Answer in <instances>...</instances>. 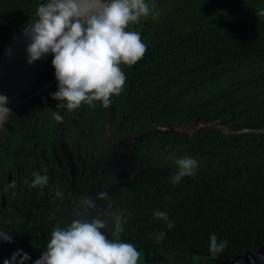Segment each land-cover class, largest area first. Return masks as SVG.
I'll return each instance as SVG.
<instances>
[{
	"label": "trees",
	"instance_id": "obj_1",
	"mask_svg": "<svg viewBox=\"0 0 264 264\" xmlns=\"http://www.w3.org/2000/svg\"><path fill=\"white\" fill-rule=\"evenodd\" d=\"M46 1L0 0V55ZM147 2L156 6L159 16L150 14L128 27L140 34L147 51L126 70L122 93L111 97V136L169 122L188 125L197 115L221 119L234 130L264 128V0ZM53 58L51 53L45 59L26 92L55 76ZM57 85L56 80L16 107L6 124L16 126L7 134L33 113L40 115L36 109L46 107ZM82 108L85 121L81 119L77 138L87 149L85 170L71 188L61 183L63 198L31 194L34 177L25 162L28 140L15 137L16 132L0 145V231L11 237L10 243L0 240V264L18 250L30 257L25 264H34L54 228H66L77 218L104 220L107 227L101 231L116 239L115 215L122 217L120 241L132 243L141 253L138 264H212L264 251V132H154L104 147L98 133L103 134L107 108L99 101ZM185 156L195 158L199 167L174 186L170 177L178 171L175 160ZM9 169L11 183L19 177L14 189L6 183ZM85 198L97 207H81ZM157 210L168 213L173 228L154 219ZM159 232L167 235L158 242L154 234ZM213 234L228 242L216 255L209 251Z\"/></svg>",
	"mask_w": 264,
	"mask_h": 264
},
{
	"label": "clouds",
	"instance_id": "obj_2",
	"mask_svg": "<svg viewBox=\"0 0 264 264\" xmlns=\"http://www.w3.org/2000/svg\"><path fill=\"white\" fill-rule=\"evenodd\" d=\"M150 14L154 19L159 16L156 6L147 0H48L37 7L38 20L24 29L31 40L27 62L31 65L46 54H53L58 90L51 95L60 101L57 109L76 110L82 104L93 106L94 101L107 108L110 98L122 93L126 76L120 65L136 64L147 51L140 34L128 27ZM7 103L8 98L0 95V128L13 116L5 106ZM52 116L56 121L63 120L59 111H53ZM175 163L178 171L170 177L174 186L184 177L194 176L199 167L191 156L176 159ZM33 177V188L49 183L47 175L34 172ZM15 187V181L8 185L9 189ZM55 196L63 198V193L57 190ZM80 205L88 209L97 207L96 202L88 198L81 200ZM153 217L163 220L169 229L174 227L165 211L157 210ZM114 224L112 236L116 239L105 236L101 230L107 224L99 218L91 221L77 218L66 228L56 226L46 251L34 264H138L141 253L132 243L119 239L124 231L120 215H115ZM7 233L0 231V240L10 243ZM154 235L159 242L167 233ZM209 240V251L213 255L222 253L228 246L226 240L218 241L215 234ZM17 256L20 257L18 264L30 259L18 250L4 264H17Z\"/></svg>",
	"mask_w": 264,
	"mask_h": 264
},
{
	"label": "flooded vegetation",
	"instance_id": "obj_3",
	"mask_svg": "<svg viewBox=\"0 0 264 264\" xmlns=\"http://www.w3.org/2000/svg\"><path fill=\"white\" fill-rule=\"evenodd\" d=\"M129 66L121 64V69L126 75V70ZM129 70V69H128ZM60 101L55 99H49L47 101L46 107H43L41 104V109H36L35 113L42 114L43 117L39 114L35 115L32 114L31 120H26L27 122H23L15 129L12 128L10 133L7 134L8 129L10 128L11 122L0 130V145L3 142L7 141L10 136L14 133H18L15 137L22 136L23 139L29 141V150L26 151V167L29 174H32L36 171L40 172L41 175H47L49 177V183L43 187H36L30 190L31 194H41L46 196L47 200L48 197L51 196L52 198H58L55 196L57 190L62 189V184H66L67 182V189L74 186L75 182H77V175L82 174L85 170V158L87 149L84 147V144L79 142L77 135L82 134V122L85 121L81 110H83V104L80 108L76 110H67L64 107L57 109V105ZM43 108V110H42ZM98 108V107H97ZM47 109V110H45ZM114 109V108H113ZM53 111H59L60 114L63 116L62 121H56L52 116ZM96 112V110H95ZM108 112V109H107ZM40 116V118H39ZM108 116V115H107ZM107 116L104 120V131L103 134L98 133V137L101 140V143L104 147H111L116 146L117 143L114 145H109L106 142L104 137L105 134V121ZM82 119V122H81ZM98 118L95 117L93 121H97ZM114 120V118H113ZM113 122V121H112ZM84 123V122H83ZM16 126V125H15ZM98 129V127H95ZM111 128V124H110ZM85 129L87 134L89 132L90 127L85 125ZM141 130V129H140ZM138 130V131H140ZM138 131H133L128 134H119L117 136H111V130H109L108 140L112 141L118 137L130 135ZM127 142V141H125ZM133 142V141H132ZM124 143V142H122ZM129 143V142H128ZM131 143V142H130ZM70 160V161H69ZM70 162L72 163V167L70 166ZM14 168L16 169V173H19V167L16 161H14ZM11 170L9 169L7 173V177L9 179L6 183H11ZM19 177L16 179V183L18 184ZM50 189L48 192L47 190ZM4 195L1 196V198ZM5 202V200H4ZM4 206V204H3ZM1 206V208L3 207ZM225 260V259H223ZM222 260L215 259L212 264H221ZM199 264H205L204 262H200Z\"/></svg>",
	"mask_w": 264,
	"mask_h": 264
},
{
	"label": "water",
	"instance_id": "obj_4",
	"mask_svg": "<svg viewBox=\"0 0 264 264\" xmlns=\"http://www.w3.org/2000/svg\"><path fill=\"white\" fill-rule=\"evenodd\" d=\"M48 0L46 1V3ZM45 3V4H46ZM38 20L36 17L32 22ZM31 24V23H30ZM29 24V25H30ZM28 25V26H29ZM27 26V27H28ZM26 27V28H27ZM31 40L27 37L24 30L19 33L7 46L4 52L0 55V95L6 96L8 98V103L5 105L11 111H13L20 104L25 102L34 94L44 90L50 86L57 79L52 77L49 81L45 82L37 89L26 92V86L33 77V75L41 67L45 59L51 54L48 53L43 56L40 60L33 62L31 65L28 64V53L27 48L30 45ZM108 116L105 121V134L107 144L114 145L122 142H132L140 140L145 134L154 132H178L185 136L190 135L197 129L208 128L210 131L222 128L226 132L241 133V132H251V133H262L264 128H243V129H231L227 123L221 119L211 120L208 117H203L200 115L192 118L191 123L188 125H175L173 123L158 124L152 127H147L141 129L130 135H125L118 137L112 141L108 140L110 124L114 118L113 104L110 98V104L107 107ZM1 130V128H0ZM70 161V160H69ZM72 167V163L70 162ZM4 204V197L1 198V206ZM221 264H264V251L258 249L256 252L248 253L243 256L231 257L222 260Z\"/></svg>",
	"mask_w": 264,
	"mask_h": 264
},
{
	"label": "rangeland",
	"instance_id": "obj_5",
	"mask_svg": "<svg viewBox=\"0 0 264 264\" xmlns=\"http://www.w3.org/2000/svg\"><path fill=\"white\" fill-rule=\"evenodd\" d=\"M113 151H117V150H113ZM117 153V152H116Z\"/></svg>",
	"mask_w": 264,
	"mask_h": 264
}]
</instances>
